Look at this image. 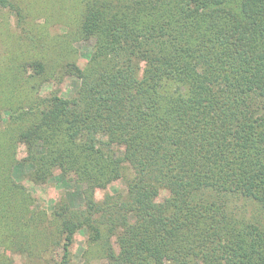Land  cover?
<instances>
[{
    "label": "trees",
    "instance_id": "16d2710c",
    "mask_svg": "<svg viewBox=\"0 0 264 264\" xmlns=\"http://www.w3.org/2000/svg\"><path fill=\"white\" fill-rule=\"evenodd\" d=\"M105 7L91 6L81 32L119 64L95 74L73 64L83 83L76 96H52L20 135L36 182L54 168L86 182L89 216L62 200L24 250L67 264L80 228L95 245L107 226L118 248L107 264H264V225L196 197L231 194L264 209V0ZM117 180L122 190L93 198ZM164 180L169 194L156 200Z\"/></svg>",
    "mask_w": 264,
    "mask_h": 264
},
{
    "label": "rangeland",
    "instance_id": "374dc122",
    "mask_svg": "<svg viewBox=\"0 0 264 264\" xmlns=\"http://www.w3.org/2000/svg\"><path fill=\"white\" fill-rule=\"evenodd\" d=\"M2 1L4 2H0V264H47L43 261L45 258L30 255L24 249L30 248L28 243L36 239V231H43L44 221L49 220L54 208L58 207L62 200L71 210H80L82 215L87 213L86 208L84 209L86 202L84 190L87 184L79 180L75 174L69 176L64 174L60 168H54L50 174L38 178L36 182L31 176L35 169L34 164L24 160L29 153V145L20 139V135L27 126L38 120L37 114L44 111L46 103L52 96L56 94L69 99L76 96L83 83L73 64L82 69L89 66L88 69H91L93 74L119 64L118 54L112 56V52L109 51L105 54H95L97 50L95 37L85 36L81 32L82 21L85 14L92 11L91 6L101 2L106 4L105 9H114L118 4L131 3L135 0ZM25 110L29 111L27 117L22 113ZM104 137L108 139L107 135ZM36 149L42 151L40 146H36ZM123 152L122 149L117 150L116 156L121 157ZM128 167V172L132 173V166ZM165 182L166 180L160 182L158 186L160 192L156 200L168 196L169 190L165 189L167 187ZM124 187L125 184L121 180L113 181L107 188H96L93 198L102 201L105 195H113L116 189L122 190ZM196 197L217 198L225 202L232 216L264 225V209L250 199L231 194L217 195L215 192L212 194L211 191L205 190L198 192ZM128 216L129 221L135 219L132 214ZM93 218L97 216L93 215ZM106 227L102 228L104 231L102 239L97 244L95 242V245L90 243L91 231L80 228L73 235L69 245L67 264H107L112 256L118 253V248L111 242L112 240L110 241L111 237L105 235ZM64 242L63 238L59 240L58 249L56 247L55 250L58 255ZM109 242L111 252L108 249ZM157 264L176 262L165 259Z\"/></svg>",
    "mask_w": 264,
    "mask_h": 264
}]
</instances>
